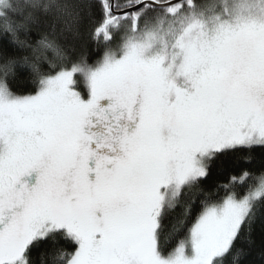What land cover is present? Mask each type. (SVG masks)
Wrapping results in <instances>:
<instances>
[{"label":"snow or ice","instance_id":"obj_1","mask_svg":"<svg viewBox=\"0 0 264 264\" xmlns=\"http://www.w3.org/2000/svg\"><path fill=\"white\" fill-rule=\"evenodd\" d=\"M256 253L264 0H0V264Z\"/></svg>","mask_w":264,"mask_h":264},{"label":"trees","instance_id":"obj_2","mask_svg":"<svg viewBox=\"0 0 264 264\" xmlns=\"http://www.w3.org/2000/svg\"><path fill=\"white\" fill-rule=\"evenodd\" d=\"M95 49H96V45L91 44V43L89 44L88 47L85 48V52L91 51V53H93L91 55L90 60H95L97 58L96 55L94 54ZM28 76H29V73H28V70L26 68L25 69H19L18 70V80L20 82L18 84L17 83L13 84L14 89H16L20 92H23V93H27L28 91H30L32 85H31L30 80L28 79ZM257 156H259V153H257ZM253 167L258 168L259 162L256 165H254ZM224 179H225V177H214L213 180L208 181V184L222 183V182H224ZM259 232H260V225L258 224L257 225V236L258 237H259ZM254 260L256 261V264H261L260 256L258 253H256L254 255Z\"/></svg>","mask_w":264,"mask_h":264}]
</instances>
